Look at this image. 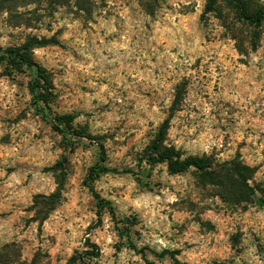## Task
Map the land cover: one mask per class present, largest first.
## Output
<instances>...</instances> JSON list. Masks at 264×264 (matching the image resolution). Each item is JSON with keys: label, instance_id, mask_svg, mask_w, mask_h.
Wrapping results in <instances>:
<instances>
[{"label": "rangeland", "instance_id": "1", "mask_svg": "<svg viewBox=\"0 0 264 264\" xmlns=\"http://www.w3.org/2000/svg\"><path fill=\"white\" fill-rule=\"evenodd\" d=\"M249 11L264 0H243ZM0 0V46L35 39V60L51 75L53 111L74 116L88 138H68L36 112L29 72L0 66V264H174L146 259L118 237L84 186L117 219H135L132 238L156 253L179 251L187 264H264V208L233 203L191 169L140 163L169 120L165 145L216 164L255 170L264 188V24L254 28L219 0Z\"/></svg>", "mask_w": 264, "mask_h": 264}, {"label": "trees", "instance_id": "2", "mask_svg": "<svg viewBox=\"0 0 264 264\" xmlns=\"http://www.w3.org/2000/svg\"><path fill=\"white\" fill-rule=\"evenodd\" d=\"M233 5L240 21L254 27L260 28L264 24V10L250 12L243 0H225ZM219 0H208L207 12L215 10ZM44 46L43 43L30 39L19 47L2 48L0 46V66H5L10 73L23 74L29 72L30 81L28 89L31 96V104L38 115L45 120L54 131L68 138H88L86 134L77 130L74 126V116L60 115L53 111L55 99L54 87L51 75L47 69L40 65L34 57V49ZM169 120H166L154 139L150 149L140 163L148 166L165 165L171 175H181L191 169L198 171L204 180L218 187L220 196L233 203H255L264 208V188L258 184L251 185L255 170L242 163L231 161L224 164H216L207 158L185 157L174 147L165 145ZM98 161L88 170L84 186L92 194L97 208V223H101L104 213H108L116 225L120 240L124 245L146 259L147 252H150L158 259L169 257L174 264H187L178 259L179 251L164 250L156 253L148 248H139L132 238V228L136 226L135 219H117L116 211L110 201L103 199L95 190V181L107 174H131V171H118L106 164V153L102 145L99 146ZM90 249L76 254L68 264H88L92 259L98 258L101 254L100 248L88 243ZM147 264H155L146 260ZM217 264V263H216ZM225 264V263H220Z\"/></svg>", "mask_w": 264, "mask_h": 264}]
</instances>
